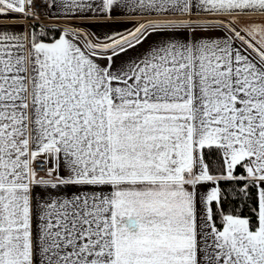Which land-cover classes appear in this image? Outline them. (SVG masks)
<instances>
[{"label":"snow or ice","instance_id":"snow-or-ice-1","mask_svg":"<svg viewBox=\"0 0 264 264\" xmlns=\"http://www.w3.org/2000/svg\"><path fill=\"white\" fill-rule=\"evenodd\" d=\"M0 264H264V0H0Z\"/></svg>","mask_w":264,"mask_h":264},{"label":"crops","instance_id":"crops-1","mask_svg":"<svg viewBox=\"0 0 264 264\" xmlns=\"http://www.w3.org/2000/svg\"><path fill=\"white\" fill-rule=\"evenodd\" d=\"M49 23H59V24H80L81 26L85 27L89 32L94 33L98 36H104L107 33L110 32H116V31H126L130 29L132 23L134 21L125 20L124 18H117L115 20H87V21H67L64 19H54L49 18ZM25 23V22H24Z\"/></svg>","mask_w":264,"mask_h":264},{"label":"trees","instance_id":"trees-1","mask_svg":"<svg viewBox=\"0 0 264 264\" xmlns=\"http://www.w3.org/2000/svg\"><path fill=\"white\" fill-rule=\"evenodd\" d=\"M46 26H48L49 28H53V27H62L64 26L63 24H59V23H52V24H45ZM55 35V33H53Z\"/></svg>","mask_w":264,"mask_h":264},{"label":"built area","instance_id":"built-area-1","mask_svg":"<svg viewBox=\"0 0 264 264\" xmlns=\"http://www.w3.org/2000/svg\"><path fill=\"white\" fill-rule=\"evenodd\" d=\"M49 22H50V21H49V19H48L47 16L42 17V23H44V24H48ZM25 23H30V22H25Z\"/></svg>","mask_w":264,"mask_h":264}]
</instances>
